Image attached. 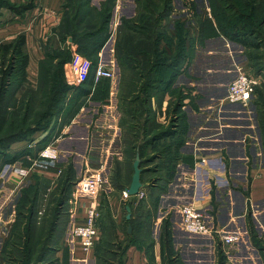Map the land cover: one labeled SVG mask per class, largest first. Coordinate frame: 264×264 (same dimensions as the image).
Here are the masks:
<instances>
[{"label":"crops","instance_id":"0c3cea01","mask_svg":"<svg viewBox=\"0 0 264 264\" xmlns=\"http://www.w3.org/2000/svg\"><path fill=\"white\" fill-rule=\"evenodd\" d=\"M12 1L17 5L29 3L27 0ZM64 1L32 0L30 2L32 6H29L24 14L15 12V18L12 17L14 21L0 28L2 31L0 33V43L9 41L19 34H26L27 50L30 55L26 86L37 87L40 61L45 57L46 53H53L54 50L67 46V43L69 46V42L63 43L57 33H55L56 28L63 19ZM95 1L92 0V3L100 6L104 0H100L101 2L99 3ZM200 1L203 4V8L198 13L196 12L194 2L199 3ZM206 16H211L210 0H172V11L169 17L173 21L177 19L185 21L186 19V27L189 28L190 33L193 35L198 34L200 30L197 18ZM121 17L122 14L119 13L117 6L113 11L111 20L113 34L100 51L101 57L105 59L104 61H109L107 60L109 58L115 62L117 61L114 36H116L121 23ZM193 20L195 21L193 22ZM215 39L218 41L215 42L216 44H224V47L227 49L228 45L234 48V50H239V47L242 49L247 48L235 40L226 39L225 41L222 37H216ZM209 47L211 48V46ZM209 52L207 54H210ZM196 61L195 63L192 62L190 67L182 69V72L174 80V88L182 81L187 82V73L192 74L194 68L197 67ZM208 62L209 64H200L202 70L205 72L204 66L210 65L209 67L213 68L212 64L214 62L212 60ZM232 62L233 64L236 62L234 56L232 57L231 64ZM68 64H71L70 68H68ZM68 64L65 66L66 78L68 83L75 88L89 76V67L86 69L85 65L81 66L75 56ZM84 70H86V73H84ZM208 71L210 70L208 69ZM96 85L97 83L93 82L92 89H95ZM92 93L93 91L90 94ZM88 103L78 110L68 124L62 125V132L65 128L69 127V130L64 134L65 136L52 135L47 144L34 150V146H41L40 144L47 139L48 135L46 134L49 130L46 131L39 139L29 141L30 144L25 147L27 151L23 157H20L14 163L5 164L1 170L0 255L5 242L9 239L10 233H12L13 225L16 224V206L26 188L32 185L37 186L36 211L38 214H42L50 210L54 188L60 181V176L63 174L66 165L73 163L69 157L77 153L75 149H84L76 160V164L85 162L84 165H88L87 171H90L92 168L89 166L91 165V159L87 153V149L99 147V145L95 141L91 142L90 140V135L93 136L95 131L92 127L95 128L96 125H93L95 113L87 114V111L92 109V107H88ZM114 108L115 105L112 106V109ZM87 116H91V118H87ZM118 120L111 119V124L101 125V127L106 132L114 133L116 136L124 135L123 126L118 123ZM187 129L189 134L183 145L184 155H181V158L178 159L173 178L168 182L169 190H166L163 195L158 194V197L155 199V201L157 200L156 206L153 201V205H150L149 209H147L150 216V228L148 229L147 237L141 240L136 236V229L134 225L132 228L131 220L136 217L138 219L143 214L146 198H148L147 202L150 204L148 192L144 197H140L138 194L135 195L136 198L131 202L132 217L130 219L127 218L128 211L126 205L128 203L125 204L126 219L127 222L131 223V229H129V226L125 235L119 233V237H116L114 243L122 242L123 247L119 255L118 252L115 253L118 255L117 257L108 260L110 264H117L118 261L121 264H166L164 261L167 260V253L163 254L162 252L161 240L165 220H169L170 222L173 249L180 252L179 254L182 252V247L188 249L189 244L180 241V235L184 231L187 232L183 225L181 206L188 202L196 203L203 210L207 220L211 224L227 227L228 229L248 231L244 240L235 246V256L233 258L237 256L236 254L241 256L242 246L248 252L251 251L252 230L257 235L264 236V146L261 138V126L188 125ZM61 130L59 131L61 132ZM123 135L121 141L124 144ZM53 137H56V139L52 140ZM51 142H54L60 154L57 158L59 162L48 167V165L45 166L42 162L51 160L41 157L39 151ZM13 146L14 144L11 147ZM80 152L81 150L78 153ZM20 160L23 161L24 165L20 163ZM203 160H206V162ZM95 171L93 169L88 175L92 176L95 174ZM6 173L10 178H5ZM73 186L75 188H72L71 197L66 202H68L69 206L74 201L76 202L75 208L71 209L70 207V215L73 218L77 216L78 219L72 225L70 218V221L68 220L65 226L62 227V219H60L62 211H58L52 230L51 252L46 255L40 264H100L98 246L86 252L83 249L81 240L73 236L72 229L74 225L85 219L90 207L95 206L102 217L105 216L103 218L106 219L109 214L115 216L116 206H112L113 204L109 198V207L112 208L111 213L109 208H107L108 205L105 204L107 202V195L106 193H101L103 189L99 190L100 192L87 193L81 192L78 189L77 183ZM142 189L144 192L146 191L145 187ZM123 194L125 197V188ZM129 200L131 201L132 199ZM125 201L127 202L126 199ZM102 217L99 218V224L103 234L106 230V224L105 220L101 221ZM78 220L80 221L76 222ZM250 221L252 222L251 225H249ZM196 236L201 237L207 243V245H204L207 249V254L205 253L200 256L201 248L190 245V249L193 250L194 254L191 257L193 259L192 263L184 260V263L179 261L180 264L217 263L216 258L218 259L219 256L214 245L216 244L215 241L219 240L210 235ZM220 244L224 258L226 259L225 261H227L228 247L224 246L221 242ZM179 246H182L181 249ZM175 256L176 254L172 258H175Z\"/></svg>","mask_w":264,"mask_h":264},{"label":"rangeland","instance_id":"374dc122","mask_svg":"<svg viewBox=\"0 0 264 264\" xmlns=\"http://www.w3.org/2000/svg\"><path fill=\"white\" fill-rule=\"evenodd\" d=\"M115 1L116 6L114 7V9L118 6L119 13L122 14V16L130 18L136 15L138 7L136 0ZM27 2L30 3L32 2V0H27ZM95 2L99 3L101 1L96 0ZM194 4L196 6V12L199 13V10L203 8V4L201 3V1L199 3L194 2ZM15 12L16 9H12L9 7H0V28L14 21L13 18H15ZM178 21H183L185 25L184 28H186V19L185 21L182 19L173 21L172 18L167 17L163 22L165 27H163V32H167L168 34H170V37L175 36L176 23ZM194 21L195 20H193V22ZM57 28L55 30V33H57V35L60 37ZM0 33H2L1 30ZM116 37L117 33L116 36H114L115 43ZM216 37H222L225 41L226 39H230L222 34H212L203 39L197 38L193 56L191 60L186 62V64L183 66V68H188L190 67L192 62L195 63V61L197 60V67L194 68L192 74L187 73V82L182 81L175 88L172 85L168 92H165L164 94H158L156 95L157 98H151L144 104L142 103V101L137 100L135 94L131 97L128 96V91L130 89V86H132V76L128 72H125L126 74H123L118 60L115 63V78L112 80L106 79L102 81L95 89H92V94L84 96L82 98L83 104L80 106V108L87 104V102H89L88 107H92V109L90 111L88 110L87 114L95 113L93 125H96V127H92V129H95V131L93 133V136L90 135V140L91 142L95 141V143L99 145V147H95L92 149H90V147L87 149V153L88 155H90L91 159V165L89 166H91L92 168L90 169V171L92 172L93 169L94 171L96 169L101 170L105 177L104 179H106L105 185L102 188L103 191H101L102 189L100 190L101 193H106L107 195V202L105 204L108 205L107 208H109V211H111V213L112 208L109 207V198L111 200V203L113 204L112 206H116L115 216L109 214L107 218L104 219L103 217L105 216L102 217V215L100 214V218L102 217L101 221L105 220L106 224V230L103 234H101L100 240L96 245V247L98 246L99 248L98 253L100 254V264H110L108 260L117 257L122 251V242H118L117 244L114 242L116 241V237H119V233H122L123 235L127 233L128 227L131 224L127 222L126 219L125 204L128 202H132L136 197L128 196L125 194V198L123 192L124 188L130 185L133 174V163L136 155L138 153L140 154V150L144 155V161H146V163L143 164V187L146 188L145 194L147 195V192L149 193L148 197L150 204H148V198H146V205H144L145 210H141L143 211V216H140V219H137L135 224L132 222V228L134 225V228L136 229V236H138L141 240H144L147 237V232L150 228V216L147 209H149L150 205H153V201H155V199L158 197V194L163 195L166 190H169V183L166 182L169 179V173L174 169V165L172 163L167 164L166 162H168V160H165V158L162 159V156L168 155L170 153L168 151H170L172 148L175 152L178 153L180 158L181 155H184L183 145L185 144L186 137L189 134V131L187 129L188 125H264V49H242L241 47L237 46L240 49L234 50V48H231V46L229 45L227 49L226 47H224V44L215 43L218 42L215 39ZM211 38L214 40H212ZM175 41L177 40H174V42ZM209 46H211V48ZM234 47L236 48V46ZM207 52H209L210 54H207ZM79 56L87 59V57L82 54H79ZM233 56L236 60L235 64L237 62H242V65L246 64L245 69L249 70L255 75H260L262 79L261 84L257 88L253 103L247 107H244L241 104H230L225 101L229 83L235 76L237 69L235 68L236 65L233 64V62L231 64ZM207 60H212L214 63L212 64L213 68H210V65L204 66V69H206L207 72L206 73L202 70V66H200V64H209ZM6 65V67H8L9 63ZM208 69L210 71H208ZM159 86L163 87V84H160ZM113 105H115L114 109H112ZM80 108L78 110H80ZM145 108H147L148 111ZM89 117L91 118V116H87V118ZM111 119H119L118 123L123 126V132L125 131L126 133V131H128V133L126 134V138L130 145L136 142V132L138 133L139 139L137 141V144L139 146L136 149H132V147L126 148V146L121 141V137L123 134H121L120 136H116L114 133H109L106 132V130L102 129L101 125H109V123L111 124ZM60 125H62V123H60ZM142 125H145L144 132L139 131V127H141ZM54 126L55 125H50V127L48 128L49 131L40 130L33 132L30 136V140H20L14 142V146L10 147L9 150L6 151L7 156H4L2 154L0 155V167H2V161L6 157H11L16 153L26 152L27 150L25 149V147L30 144L29 141L39 139L41 135L46 133V131H48L46 135L51 138L52 135H59L60 137H62L69 130L68 127L65 128L63 132L62 130L61 132L59 130H56L53 133L52 130ZM58 131L60 132V134H58ZM160 134L162 136L160 138H157V135ZM261 138L262 144L264 146V133L261 134ZM55 139L56 137L52 138V140ZM38 147L40 146H34L33 149L36 150L38 149ZM75 150L77 151V153L72 154L69 157V159L73 161V163L70 165H66L63 174H61L60 176V181L54 188V191H56L57 195L51 198L50 203L52 204L50 210H48L47 212H43L42 214H38L36 211L35 213H32L33 226L31 228V232H28L29 234H27L26 231L28 226H25L24 222H29V207L33 197L32 195L34 194V189L26 188L28 189L27 191H25L27 193V196L25 198H23L22 196L16 206L17 215L15 218L17 220L16 225H13V229L14 226L17 227H15V234L13 233V235H9V239H11L9 243V239H7V241L5 242L0 255V264L20 263L19 261H17L18 258L20 259L21 257V250H19V247L25 241L27 235H29V237L31 235L33 245L39 248L43 244V242L46 241L47 233L45 230L47 225H45V222L51 219H56L55 216L57 212H55L56 208L54 203L55 200H57L58 198L60 199V197L65 194L63 192V183L65 182V180H67V178L71 176V174H73V182L70 187V192L66 191L67 195L65 199L68 200L71 197L72 188H75V186L73 185L75 183H78L83 178L89 176L88 174L90 173V171L86 170L88 165H84L85 162L76 164V160L78 159V157H80L79 155L82 154L84 149H79L81 150L80 153H78L79 150ZM49 160L51 161H43L42 163L45 166L48 165V167H50L51 165L59 162V160L57 161V158ZM20 161V163L24 165L23 161ZM4 166L2 168H4ZM71 170H73V172ZM97 170L95 172H97ZM6 176H8L7 173ZM6 176V179L10 178L9 176ZM34 176L36 177V175ZM37 178L39 179V177ZM61 179H64L62 183ZM125 199L127 200V202L125 201ZM129 199L132 200L130 201ZM75 205L77 204L74 201L70 206L68 202H65L61 206L59 211H62L60 217V219H62V227L65 226L66 222L70 218L72 225L74 224L75 220L78 219L77 216L73 218L70 215V207L71 209L73 207L75 208ZM20 207L21 215L19 212ZM80 220L76 222H79ZM251 223L252 222L250 221L249 225H251ZM254 234L255 235L252 234L251 238V251L248 252L247 249L242 246L241 256L236 254L237 256L233 258L232 261L233 264H264V236L256 235V233ZM180 241H182V243L189 244L188 249H184L182 246H179L180 249L182 247V255L179 254L180 252L174 250V253L176 254L175 257H177L181 263L184 260L192 263L193 259L191 257H193L194 254L192 252L193 250L190 249V245H193L192 247L201 248L200 256L205 253L207 254V249L206 247H204V245H207V243H205V241L199 236L184 231V233L180 235ZM215 243L216 244L214 246L216 247V252L218 251L219 256L218 259L216 258L217 263L215 264H226L228 262V256L227 261H225L226 259L223 257V250H221L220 242L215 241ZM226 247L230 248V250L234 254L236 247ZM117 252L118 255L115 254ZM36 255L37 253L34 255L37 258ZM117 264H121L120 261H118Z\"/></svg>","mask_w":264,"mask_h":264},{"label":"trees","instance_id":"16d2710c","mask_svg":"<svg viewBox=\"0 0 264 264\" xmlns=\"http://www.w3.org/2000/svg\"><path fill=\"white\" fill-rule=\"evenodd\" d=\"M136 2L138 5L136 15L130 18L121 17L115 50L123 74L128 72L132 76V86L128 96L135 94L137 100L142 101L143 104L151 98H157L158 94L168 92L175 78L182 72L183 66L191 60L197 38L203 39L212 34H222L247 48L264 49V0H210L211 16L197 18L200 26L198 34H191L189 28H184L183 21H178L176 34L171 37L167 32H163V22L172 11V0H136ZM29 6L32 4L17 5L11 0H0V7L16 9V12L20 14H24ZM63 6L64 15L57 31L62 42H69V46L67 43V46L53 53H46L40 61L36 88L26 86L30 61L26 34H19L9 41L0 43V155L7 156L6 151L14 142L30 140L31 134L35 131L48 130L50 125H55L53 133L57 129L61 130L62 125L68 124L83 104L82 98L92 92L94 70L99 61L100 51L112 36L111 20L116 1L104 0L100 6H97L92 3V0H65ZM174 40L177 41L174 42ZM75 54L87 57L91 66L86 80L74 88L67 81L65 66L73 60ZM70 67L71 64H68V68ZM102 79L96 87L107 78ZM160 84H163V87H160ZM144 126L139 127V131L144 132ZM261 129L264 133V125H261ZM127 133L128 131L126 133L124 131V145L126 148L136 149L139 146L138 133L136 132V142L132 145L128 143ZM161 134L157 135V138H160ZM49 139L50 137H47L40 147L47 144ZM139 152L143 168L146 161L142 151ZM168 152L170 153L162 156V159L168 160L167 164L172 163L174 169L169 173L166 183L173 178L176 162L180 158L173 148ZM25 154L22 152L6 157L2 161V167L5 164L14 163ZM143 173L144 168L142 182ZM72 176L73 174L63 183L65 194L55 200L56 216L61 206L67 201L65 197L67 192H70ZM62 181L64 179H61V183ZM28 188L34 189V194L29 207V222H24V225L28 226L27 234L31 232L33 226L32 213L36 211L38 194L36 185ZM25 191L23 198L27 196ZM55 195H57L56 191L52 198ZM156 203L157 200L154 201L155 206ZM128 204L132 205L131 202ZM55 220L45 222L47 225L46 241L43 242L45 247L42 244L37 248L32 243L31 235L30 237L27 235L19 247L21 257L16 259L20 262L19 264H39L51 252ZM136 220L137 217L131 221L135 224ZM169 223V220L164 221L161 234L162 252L167 253L168 260L164 262L180 264L178 258H172L175 253L171 244ZM15 227L11 235L15 234L17 228ZM254 233L253 231V235ZM36 253L37 258L34 256Z\"/></svg>","mask_w":264,"mask_h":264},{"label":"built area","instance_id":"2783aa9c","mask_svg":"<svg viewBox=\"0 0 264 264\" xmlns=\"http://www.w3.org/2000/svg\"><path fill=\"white\" fill-rule=\"evenodd\" d=\"M75 57H77L81 66L85 65L84 67H86V69L89 67L90 70L91 62L88 59L82 58L78 54H75ZM104 60L105 59H103L100 55L98 64L94 70L95 83H98L102 78L110 80L115 78L114 69L116 62L111 59H107L109 61ZM241 63L242 62H237L235 64V68H237L236 74L229 83L225 101L230 104H241L244 107H247L253 103L257 88L261 84L262 79L260 75H255L245 69L246 64L242 65ZM85 71L86 70H84V73ZM59 154L60 151L54 142L49 143L39 151V155L47 159H56ZM203 161L206 162V160ZM104 178L105 177L101 170H97V172H95L92 176H88L80 180L77 183L78 189L81 192L84 191L87 193L99 191L105 185L106 179ZM138 195H140V197L145 196L143 189L140 190ZM181 213L183 217L184 229L188 233L216 237L224 246L235 247L242 240H244L245 235L248 234L247 230L228 229L227 227L211 224L207 220L203 210L194 202L184 203L181 206ZM99 218V211L95 206H92L88 209L85 219L74 225L72 229L73 236L81 240L83 249L86 252L94 248L100 240L102 231L99 224ZM227 256L228 262L226 264H233L232 261L235 254H233L230 248L227 249Z\"/></svg>","mask_w":264,"mask_h":264},{"label":"water","instance_id":"95a60500","mask_svg":"<svg viewBox=\"0 0 264 264\" xmlns=\"http://www.w3.org/2000/svg\"><path fill=\"white\" fill-rule=\"evenodd\" d=\"M142 158L138 153L133 163V174L130 185L125 188V192L128 196H135L139 194L140 190L143 188L142 182V172L143 168L141 166ZM126 209L128 211L127 218L130 219L132 217V208L129 204L126 205ZM131 229V226L129 227Z\"/></svg>","mask_w":264,"mask_h":264}]
</instances>
